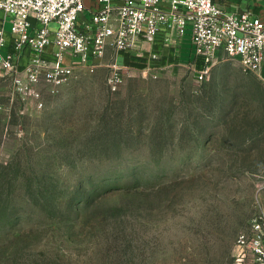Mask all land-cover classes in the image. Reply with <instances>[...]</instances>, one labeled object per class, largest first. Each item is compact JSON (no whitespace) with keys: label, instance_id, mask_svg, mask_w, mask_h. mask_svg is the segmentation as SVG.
I'll return each mask as SVG.
<instances>
[{"label":"rangeland","instance_id":"rangeland-1","mask_svg":"<svg viewBox=\"0 0 264 264\" xmlns=\"http://www.w3.org/2000/svg\"><path fill=\"white\" fill-rule=\"evenodd\" d=\"M153 52L115 91L107 52L42 109L0 77V264H233L264 208V80Z\"/></svg>","mask_w":264,"mask_h":264},{"label":"built area","instance_id":"built-area-1","mask_svg":"<svg viewBox=\"0 0 264 264\" xmlns=\"http://www.w3.org/2000/svg\"><path fill=\"white\" fill-rule=\"evenodd\" d=\"M91 2L0 0V77L23 102L42 109L44 94L56 95L80 70L94 72L108 50L141 52L145 42L155 58L156 45L177 49L186 37L202 75L233 59L264 80V18L250 11L227 12L215 0ZM110 68L107 84L115 91L123 81L116 54ZM233 264H264V208L237 236Z\"/></svg>","mask_w":264,"mask_h":264},{"label":"crops","instance_id":"crops-1","mask_svg":"<svg viewBox=\"0 0 264 264\" xmlns=\"http://www.w3.org/2000/svg\"><path fill=\"white\" fill-rule=\"evenodd\" d=\"M215 2L227 12L250 11L254 15L259 16L261 18H264V0H215ZM91 3H92L91 0H86L87 6H90ZM2 17H3L2 13L0 12V20L2 19ZM6 23H5V29H6ZM144 47H145V49H144ZM184 47L191 48L188 37H186L183 40L182 45H180V51ZM149 48H150V45L148 43L144 42L142 44V51L141 52H132V53L118 52V53H114L113 50H108L107 52L110 51V52L116 54V61L119 60L121 63H123L122 64L123 66L122 67L119 66V67L124 68L126 66L128 67L129 62L133 63L134 61L136 62L139 59L148 58L147 51L149 50ZM154 48L160 51L159 45H156ZM191 54H192V50H191Z\"/></svg>","mask_w":264,"mask_h":264},{"label":"trees","instance_id":"trees-1","mask_svg":"<svg viewBox=\"0 0 264 264\" xmlns=\"http://www.w3.org/2000/svg\"><path fill=\"white\" fill-rule=\"evenodd\" d=\"M191 48H189V47H184V48H182L181 49V57L183 58V59H187V60H190L191 59Z\"/></svg>","mask_w":264,"mask_h":264}]
</instances>
